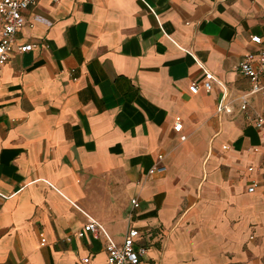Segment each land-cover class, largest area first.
Here are the masks:
<instances>
[{
	"label": "crops",
	"instance_id": "obj_1",
	"mask_svg": "<svg viewBox=\"0 0 264 264\" xmlns=\"http://www.w3.org/2000/svg\"><path fill=\"white\" fill-rule=\"evenodd\" d=\"M23 14L0 69V264L101 261L102 240L75 231L90 218L119 244L134 196L142 264H264L263 104L239 109L236 70L248 36L264 39V0H37ZM157 154L165 169L147 174Z\"/></svg>",
	"mask_w": 264,
	"mask_h": 264
},
{
	"label": "built area",
	"instance_id": "obj_2",
	"mask_svg": "<svg viewBox=\"0 0 264 264\" xmlns=\"http://www.w3.org/2000/svg\"><path fill=\"white\" fill-rule=\"evenodd\" d=\"M37 0H0V69L7 61L13 51L12 45L18 30L26 22L23 11L35 3ZM56 1V0H52ZM31 26V23L28 22ZM248 42L253 48L242 55L236 64V70L241 73L248 81L249 88L246 92L239 95V109L245 112L248 103L247 96L257 95L263 104V107L254 112L250 120L256 128L264 124V39L258 35H249ZM31 48V44H20L15 47L16 52H24ZM199 87L204 91H209L210 82L208 80L200 85L195 82L189 84L190 92H196ZM223 111H228L226 107L221 108ZM181 120L179 116H175L172 123V130L179 131ZM184 136H180L182 140ZM162 158L161 154L156 156V164L152 165L147 174L159 173L164 171L165 167L158 164ZM254 182L246 188L251 192L254 188ZM129 217L128 223L124 231L123 238L119 244L113 243L104 233L100 225L93 219L87 221L75 231V236L78 238L88 234L92 239L102 240V250L104 257L101 261L94 260V255L88 253L79 257L71 264H142V257L146 251L144 244L136 242L138 235L137 228L130 224L131 212L138 207L137 197L129 199Z\"/></svg>",
	"mask_w": 264,
	"mask_h": 264
},
{
	"label": "rangeland",
	"instance_id": "obj_3",
	"mask_svg": "<svg viewBox=\"0 0 264 264\" xmlns=\"http://www.w3.org/2000/svg\"><path fill=\"white\" fill-rule=\"evenodd\" d=\"M121 232H122V229L121 228L115 230V236L116 237H120L121 236Z\"/></svg>",
	"mask_w": 264,
	"mask_h": 264
}]
</instances>
